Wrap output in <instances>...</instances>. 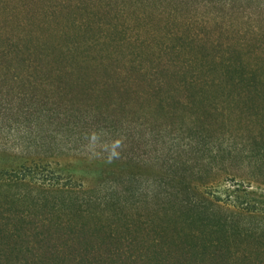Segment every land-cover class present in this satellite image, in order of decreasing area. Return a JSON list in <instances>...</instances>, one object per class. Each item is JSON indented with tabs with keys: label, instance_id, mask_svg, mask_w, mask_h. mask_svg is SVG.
<instances>
[{
	"label": "rangeland",
	"instance_id": "obj_1",
	"mask_svg": "<svg viewBox=\"0 0 264 264\" xmlns=\"http://www.w3.org/2000/svg\"><path fill=\"white\" fill-rule=\"evenodd\" d=\"M38 56L90 82L29 84ZM241 70L264 73V0H0V264H264Z\"/></svg>",
	"mask_w": 264,
	"mask_h": 264
},
{
	"label": "trees",
	"instance_id": "obj_2",
	"mask_svg": "<svg viewBox=\"0 0 264 264\" xmlns=\"http://www.w3.org/2000/svg\"><path fill=\"white\" fill-rule=\"evenodd\" d=\"M72 55H64L62 57V59H66V60H70L72 57ZM29 58L33 59V54H29ZM43 57H36V59H38V61L35 63L34 68H32L30 66V59H29V84L31 83H56L55 81H59L60 83H63L64 85H68L70 84L71 86L77 85V84H81V83H89L90 79L88 77H85L82 75L81 72L76 71L74 73L73 71V66H70L68 64H65L66 69L63 70V68L61 69L60 73H56V72H52L50 69H43L40 67L39 62ZM113 59L115 57H112ZM133 59H126L125 62L123 64H127L128 62H131ZM114 61V60H113ZM84 62V57H79L77 59V61H75L74 63H82ZM116 62V61H114ZM137 62L138 61H134ZM126 68V65H123ZM73 67V68H72ZM75 69V68H74ZM63 70V71H62ZM72 74H74L75 76H71ZM119 74V73H117ZM62 76V77H58V76ZM144 78L148 79V77H146V75H142ZM205 76V73L203 74V77ZM232 79L231 81L233 83L235 82H246V83H252L253 85H250L249 87L254 88L255 91L261 93L262 91L260 90V84L263 85L264 83V73L263 72H259V73H254L248 70H241V71H237L236 73H234L232 75ZM129 77V75H128ZM198 78H196L195 75L191 76L190 78H188L189 81L194 82L197 81ZM207 80V79H206ZM204 81V79L202 80ZM67 83V84H66ZM58 86V83L56 84ZM52 109V108H51ZM54 112L55 110L52 109ZM76 117H72L73 115H68V117H65L66 121L63 124V126H68L69 124H73V123H80V121L83 120V117H81L79 114H74ZM54 122L50 123L53 124ZM36 168H41L42 170L37 172L38 175L40 176V178L44 179L45 175L43 173V166H39L37 165H33V169ZM30 169V168H29Z\"/></svg>",
	"mask_w": 264,
	"mask_h": 264
}]
</instances>
